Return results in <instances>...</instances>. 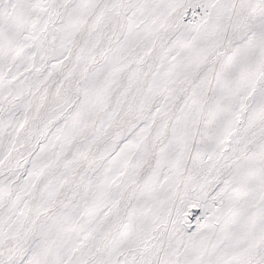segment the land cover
<instances>
[{
    "label": "snow or ice",
    "instance_id": "1",
    "mask_svg": "<svg viewBox=\"0 0 264 264\" xmlns=\"http://www.w3.org/2000/svg\"><path fill=\"white\" fill-rule=\"evenodd\" d=\"M0 264H264V0H0Z\"/></svg>",
    "mask_w": 264,
    "mask_h": 264
}]
</instances>
